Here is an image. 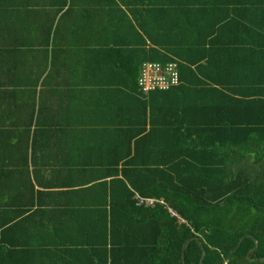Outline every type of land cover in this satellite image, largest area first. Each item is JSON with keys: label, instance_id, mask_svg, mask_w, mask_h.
<instances>
[{"label": "crops", "instance_id": "obj_1", "mask_svg": "<svg viewBox=\"0 0 264 264\" xmlns=\"http://www.w3.org/2000/svg\"><path fill=\"white\" fill-rule=\"evenodd\" d=\"M195 1L0 0V264H82L85 250L100 261L106 214L121 195L113 180L134 142L153 133L139 160L165 162L184 149L181 135L238 115L223 105L232 76L219 65L196 68L215 79L209 85L184 74L170 90L138 91L153 49L177 62L170 54L264 51V0L184 7ZM227 13L230 27L213 33ZM245 61L228 65L240 68L238 82Z\"/></svg>", "mask_w": 264, "mask_h": 264}, {"label": "trees", "instance_id": "obj_2", "mask_svg": "<svg viewBox=\"0 0 264 264\" xmlns=\"http://www.w3.org/2000/svg\"><path fill=\"white\" fill-rule=\"evenodd\" d=\"M191 2L184 7H220L213 1ZM231 19L230 13L216 19L213 33L228 29ZM201 54L195 59L170 54L179 58L177 62L153 49L141 67L176 62L181 82L188 74L209 85L215 79L196 68L201 63L219 65V74L232 76L225 84L229 92L222 91L223 105L238 115L181 135L176 141L184 149L168 154L165 162L139 160L141 148L155 140L153 133L136 140L113 180L121 195L113 197L106 214L104 248L95 252L103 255L96 261V255L85 250L90 263L82 264H222L224 259L229 264H264V51L228 48ZM239 58L250 64L246 81H236L240 68L228 67ZM253 67L263 74L258 83L251 81ZM162 150V145L151 144L152 157ZM135 194L165 199L181 220L161 203L153 208L136 206Z\"/></svg>", "mask_w": 264, "mask_h": 264}, {"label": "built area", "instance_id": "obj_3", "mask_svg": "<svg viewBox=\"0 0 264 264\" xmlns=\"http://www.w3.org/2000/svg\"><path fill=\"white\" fill-rule=\"evenodd\" d=\"M181 84L178 63L171 62L165 65L159 63H144L141 67L138 79L139 91L148 94L152 91H167ZM134 204L136 206L151 207L157 203H163L161 199L142 197L134 195ZM170 214L179 217L177 212L169 208ZM222 264H229L224 259Z\"/></svg>", "mask_w": 264, "mask_h": 264}, {"label": "water", "instance_id": "obj_4", "mask_svg": "<svg viewBox=\"0 0 264 264\" xmlns=\"http://www.w3.org/2000/svg\"><path fill=\"white\" fill-rule=\"evenodd\" d=\"M184 256H185V253H184ZM203 260H204V257H203V259H202V262H203Z\"/></svg>", "mask_w": 264, "mask_h": 264}]
</instances>
